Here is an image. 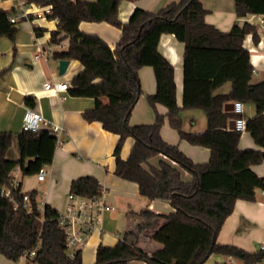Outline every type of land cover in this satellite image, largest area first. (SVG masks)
<instances>
[{
  "label": "trees",
  "instance_id": "trees-1",
  "mask_svg": "<svg viewBox=\"0 0 264 264\" xmlns=\"http://www.w3.org/2000/svg\"><path fill=\"white\" fill-rule=\"evenodd\" d=\"M42 6H52L51 19L58 20V29L51 33V44L69 38L65 51L54 53L55 60H76L82 72L72 85L82 92L122 93L126 101H115L87 109L83 113L88 122H100L103 128L119 136L115 148L119 178L137 183L141 196L151 201L169 203L173 211L156 214L150 210L139 213L152 219L159 217L164 224L155 231L153 241L160 248L148 254L139 247L140 236L128 229L116 245L97 249L95 264H206L217 254L239 261L240 264H263L264 250L256 253L238 247L221 245L218 234L226 219L234 211L237 200L254 201L256 191L264 190V177L252 166L264 161V81L252 83L254 68L244 40L252 34L259 42L257 28L249 23L235 24L230 32H221L206 23L207 14L201 0H181L156 12L135 10L128 22L119 18L122 0H28ZM238 17L248 14L264 15V0H234ZM16 11L0 9V38L16 42L18 29L9 20ZM82 22L108 24L122 31L113 50L100 36L80 30ZM163 34H173L185 44L183 72V108L176 100L174 66L160 53L158 46ZM152 67L157 83L156 92L148 97L149 104L168 109L170 126L181 139L191 145L211 151L207 163L195 164L179 147L166 142L161 130L165 117L157 114L152 124L130 125V116L142 94L138 72ZM231 83V92L216 94ZM34 98H25L34 106ZM255 105V116L247 121L246 131L261 148H239L242 133L230 128L236 119L226 110L231 103ZM203 110L207 115V129L201 133L186 132L182 127L181 111ZM133 137L135 144L127 160L121 158L125 141ZM12 134H0V189H11L19 203L15 209L12 199L0 195V254L18 261L22 256L31 264H82V251L71 256L67 234L59 225V211L45 205L41 211L37 192L30 196L31 211L23 208L21 185L11 188V173L20 167L24 176L38 174L43 166L53 162L55 136L49 129L38 132L22 131L19 135L20 157L10 160ZM165 156L158 168L149 166L151 159ZM188 171L191 182L182 179L178 167ZM102 186L94 177H82L72 182L70 193L92 198L100 195ZM219 264H233L224 262Z\"/></svg>",
  "mask_w": 264,
  "mask_h": 264
},
{
  "label": "crops",
  "instance_id": "crops-1",
  "mask_svg": "<svg viewBox=\"0 0 264 264\" xmlns=\"http://www.w3.org/2000/svg\"><path fill=\"white\" fill-rule=\"evenodd\" d=\"M179 1L181 0H122L119 18L123 23L128 22L137 9L154 13ZM13 2V0H0V9L6 11L15 9ZM201 2L207 10L206 23L214 25L221 32H230L235 24L249 23L257 28L259 42L254 44L253 36L249 34L243 46L249 51L254 68L252 83L264 81V32H262L264 15L248 14L240 18L236 13L234 0H201ZM31 12L37 11L32 9ZM15 27L18 29L15 43L8 37L0 38V134L11 133L13 136L12 146L7 154L8 159L17 160L20 157L19 135L22 133V125L28 109L40 112L48 121L64 129L61 134L63 144L54 149L53 162L47 166L48 175L43 181L38 180L37 174L24 176L20 169L14 173L15 178L22 184V193L36 191L39 205H50L63 212L69 203L72 182L82 177H94L106 191L104 195L106 203L114 209L104 213L100 227L94 229L88 236L85 246L81 249L82 264H95L98 247L116 245L130 228L136 230L140 236L139 247L148 254L154 253L160 246L153 241V235L165 220L159 217L147 219L139 213L150 210L156 214H168L173 208L166 202H150L141 196L137 183L116 176L114 152L119 136L106 131L102 123L88 122L83 117L87 109L115 101H126L129 95L80 91L72 85L74 77L84 71L81 63L76 60H69L70 64L65 75L60 76V60H55L53 55L67 50L70 40L67 38L59 44L50 43L51 33L58 29V20L34 15L30 21H18ZM80 30L100 36L113 50L122 34L120 29L107 22H82ZM38 47H42L48 54L36 60ZM158 49L174 66L176 100L178 106L183 108L185 44L173 34H163ZM138 75L142 94L130 116V125L152 124L156 115L160 114L165 117L161 130L163 139L179 147L195 164L207 163L211 156L210 149L191 145L181 139L178 132L170 126L168 109L160 104L153 108L149 104L148 97L157 89L154 69L149 66L143 67ZM46 82H66L71 87L68 92L56 95L44 90ZM231 88V83H227L219 88L216 94H228ZM29 96L34 98V101L30 102V104L34 103L33 107L24 102ZM243 109L242 116L246 121L255 116L254 104H243ZM181 118L183 130L186 132L201 133L207 129V115L203 110L184 109L181 111ZM240 141L239 148L242 150H261L247 131L242 133ZM134 144L133 137L125 141L121 152L123 160L129 158ZM161 162L170 161L165 156H158L145 166L158 168ZM178 169L184 181L193 180V176L188 171L181 167ZM252 170L258 176L264 177V161L253 165ZM263 192L257 190L254 201L242 199L236 201L234 211L226 219L218 234L219 244L238 247L250 253L261 250V245L264 243ZM224 262L240 264L231 257L217 254L211 256L206 264ZM0 264L31 263L13 261L0 254ZM130 264L148 263L132 261Z\"/></svg>",
  "mask_w": 264,
  "mask_h": 264
},
{
  "label": "built area",
  "instance_id": "built-area-1",
  "mask_svg": "<svg viewBox=\"0 0 264 264\" xmlns=\"http://www.w3.org/2000/svg\"><path fill=\"white\" fill-rule=\"evenodd\" d=\"M15 4V15H10L9 20L12 24H16L18 21H30L34 15L42 17H51L53 14L52 6H42L35 3H31L28 0H13ZM32 9H36L37 12H31ZM37 13V14H36ZM262 32H264V21L262 22ZM62 47V46H60ZM36 60H39L41 57H44L48 54L46 50L42 47L37 48ZM70 85L66 82H46L44 84V90L56 95H61L62 93L68 92L70 90ZM233 112L238 115L235 119L236 128L235 130L241 133L246 131L247 121L243 118V103L235 102ZM45 128L49 129L51 133L55 136L56 147H59L63 144L61 139V134L64 129L60 125H56L51 121H48L43 115L34 110L28 109L25 115L24 123L22 125V131H32L38 132L40 129ZM20 167H17L11 173V188L18 189L22 184L15 178L14 173L19 170ZM48 175L47 166H43L38 174V180L43 181ZM264 191V190H263ZM106 191L102 188L100 195L87 198L82 197L73 193L69 194V203L65 211L59 212V225L62 229L65 230L67 234V245L71 251V256L74 255L76 250H81L88 239L90 233L99 228L101 225L102 217L106 211L113 210L106 203L105 195ZM264 193V192H263ZM23 195L22 205L23 208L28 212L31 211L30 196L27 193H21ZM0 195L5 198L12 199L15 209L19 207L17 199L11 189H0ZM40 210L44 209L43 205H39ZM261 249L264 250V243L261 245ZM35 256V251L32 252L29 256L25 255L18 259V261H28Z\"/></svg>",
  "mask_w": 264,
  "mask_h": 264
},
{
  "label": "water",
  "instance_id": "water-1",
  "mask_svg": "<svg viewBox=\"0 0 264 264\" xmlns=\"http://www.w3.org/2000/svg\"><path fill=\"white\" fill-rule=\"evenodd\" d=\"M70 64V61L69 60H60L59 61V74L60 76H63L65 75L66 71H67V68ZM235 108H234V103H231V104H228L226 106V110H229V111H233ZM230 128L231 129H235L236 128V123L235 121H231L230 123Z\"/></svg>",
  "mask_w": 264,
  "mask_h": 264
},
{
  "label": "rangeland",
  "instance_id": "rangeland-1",
  "mask_svg": "<svg viewBox=\"0 0 264 264\" xmlns=\"http://www.w3.org/2000/svg\"><path fill=\"white\" fill-rule=\"evenodd\" d=\"M135 232L137 233V231L135 230Z\"/></svg>",
  "mask_w": 264,
  "mask_h": 264
}]
</instances>
